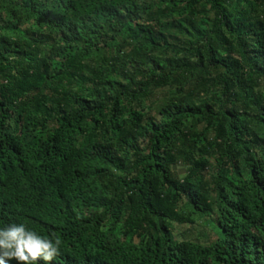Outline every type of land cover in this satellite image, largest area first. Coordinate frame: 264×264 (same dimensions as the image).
Masks as SVG:
<instances>
[{"label":"trees","instance_id":"obj_1","mask_svg":"<svg viewBox=\"0 0 264 264\" xmlns=\"http://www.w3.org/2000/svg\"><path fill=\"white\" fill-rule=\"evenodd\" d=\"M10 223L47 264H264V0H0Z\"/></svg>","mask_w":264,"mask_h":264},{"label":"clouds","instance_id":"obj_2","mask_svg":"<svg viewBox=\"0 0 264 264\" xmlns=\"http://www.w3.org/2000/svg\"><path fill=\"white\" fill-rule=\"evenodd\" d=\"M61 245L59 238L50 239L26 227L23 223H10L0 227V264L14 259L17 264H47L53 260Z\"/></svg>","mask_w":264,"mask_h":264}]
</instances>
